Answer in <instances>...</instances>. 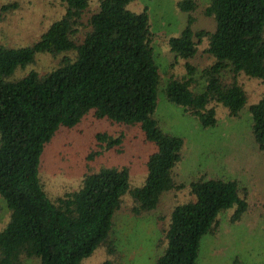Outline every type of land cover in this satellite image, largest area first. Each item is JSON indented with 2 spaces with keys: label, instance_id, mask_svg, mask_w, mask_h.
Returning a JSON list of instances; mask_svg holds the SVG:
<instances>
[{
  "label": "trees",
  "instance_id": "trees-1",
  "mask_svg": "<svg viewBox=\"0 0 264 264\" xmlns=\"http://www.w3.org/2000/svg\"><path fill=\"white\" fill-rule=\"evenodd\" d=\"M60 1L64 13L45 25L32 44H0V196L9 211L0 229V264L28 259L84 264L98 247L111 260L102 264H120L109 235L123 196L132 200L127 211L138 215L157 210L164 194L186 187L176 171L184 139L164 132L154 117L161 75L149 7L133 12L127 4L134 0H98L97 9L88 13L91 0ZM16 6L2 5L0 19ZM200 7L196 0L174 4L172 12L185 24L181 18L183 29L169 38L166 34V44L174 56L170 67L181 59L185 73L169 74L163 89L169 102L207 128L217 123V104L231 117L246 105L240 74L264 83V0H208L201 11L211 28L195 26ZM37 54L62 56L43 74L31 69L17 75ZM204 56L210 62L200 67L198 59ZM248 111L253 141L263 151L264 92ZM89 114L139 128L153 147L144 183L132 187L128 167H101L84 174L77 190L53 200L41 179L47 146L61 129L76 127ZM95 139L103 150L122 143L121 134L99 132ZM101 153L91 151L86 158L92 161ZM188 192L193 199L175 203L167 214L156 264H196L202 237L218 233L224 211L230 210L227 221L234 224L248 210L245 188L218 174L200 175L188 183Z\"/></svg>",
  "mask_w": 264,
  "mask_h": 264
},
{
  "label": "rangeland",
  "instance_id": "rangeland-1",
  "mask_svg": "<svg viewBox=\"0 0 264 264\" xmlns=\"http://www.w3.org/2000/svg\"><path fill=\"white\" fill-rule=\"evenodd\" d=\"M176 1L180 0H134L127 4V8L141 12L148 6L150 18L152 13L155 59L161 75L154 117L164 132L184 139L182 159L176 171L186 187L164 194L156 211L138 215L127 211L132 200L129 194H125L120 212L117 214L116 211L113 216L109 236L120 252V264H156V259L163 253L161 241L164 239L163 231L170 208L175 203L193 199L188 192L190 181L203 174H218L223 179L236 180L245 188L248 210L234 224L227 221L230 210L221 213L226 220H221L217 234L202 237L196 264H258L264 262V150L259 151L253 141L248 106L258 101L264 92V83L240 74L239 83L248 95L246 105L237 117H231L227 108L217 104V123L213 127L202 128L196 117L184 112L181 106L169 102L163 89L169 74L180 77L185 73L181 59L170 67L174 56L168 50L165 37L166 34L168 38L178 35L185 24L184 18L172 12ZM196 1L201 7L196 13L200 22L195 26L211 28L210 19L202 15L201 11L208 0ZM9 3H17V6L3 13L0 19V44L9 47L29 45L32 40L34 42L39 31L49 22L57 20L65 10L60 0H0V7ZM97 7L98 0H91L88 13ZM88 13L85 12L84 20ZM181 18L182 25L179 24ZM61 56L37 54L32 65L25 70H17L16 74L20 76L31 69L43 74L55 67ZM205 57L198 59L200 67L210 62ZM99 132L112 136L121 134L122 143L111 150H103L95 139V134ZM152 149L151 144L143 141L138 127L97 120L89 114L76 127L61 129L47 146L42 159L41 179L53 200L77 190L84 174L101 167H128L131 186L139 187L144 183L145 162ZM96 150L102 153L88 161L87 155ZM48 159L51 162L49 165L44 163ZM8 216V208L0 196V229ZM109 260L104 249L98 247L83 262L102 264ZM37 262L34 259L25 260V264Z\"/></svg>",
  "mask_w": 264,
  "mask_h": 264
}]
</instances>
